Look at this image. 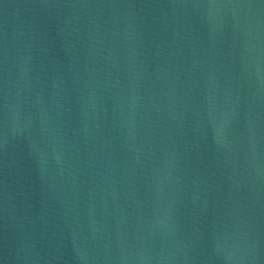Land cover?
<instances>
[{
  "label": "water",
  "instance_id": "95a60500",
  "mask_svg": "<svg viewBox=\"0 0 264 264\" xmlns=\"http://www.w3.org/2000/svg\"><path fill=\"white\" fill-rule=\"evenodd\" d=\"M0 264H264V0H0Z\"/></svg>",
  "mask_w": 264,
  "mask_h": 264
}]
</instances>
